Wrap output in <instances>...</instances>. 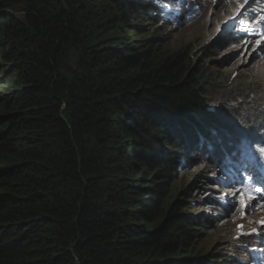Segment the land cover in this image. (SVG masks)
I'll list each match as a JSON object with an SVG mask.
<instances>
[{
	"label": "trees",
	"instance_id": "1",
	"mask_svg": "<svg viewBox=\"0 0 264 264\" xmlns=\"http://www.w3.org/2000/svg\"><path fill=\"white\" fill-rule=\"evenodd\" d=\"M174 2L0 0V264L239 255L211 174L234 155L264 189V79L222 72L206 46L167 48L156 30ZM250 13L231 44L261 35ZM256 139L250 166L235 152ZM218 222L228 231L210 237Z\"/></svg>",
	"mask_w": 264,
	"mask_h": 264
},
{
	"label": "rangeland",
	"instance_id": "2",
	"mask_svg": "<svg viewBox=\"0 0 264 264\" xmlns=\"http://www.w3.org/2000/svg\"><path fill=\"white\" fill-rule=\"evenodd\" d=\"M221 1L224 0H201L200 2L199 0H175L172 9L173 12L166 10L164 14V16H168V18L171 19L169 21V26L161 25V28L156 30L157 34L166 39L167 43L165 45L169 49H178L186 44H191L197 48L196 53H199L201 51V46H206L202 51L206 61L208 59H218V57H222V60L226 59V62L223 63L224 68L222 69L224 73H233L234 76L241 73L243 78L253 77L255 80H263L264 56H254L255 47L251 46L249 48L247 45L239 46L237 42L231 44L230 39H226L225 41L219 40L214 46H210L214 41V36L220 33L227 35L229 31L234 28L235 32L238 27L230 26L236 24L238 26V21L245 16L249 7V4L246 6L241 0H225L227 2L229 1L228 6L222 8L221 5H225V3ZM251 1L252 0H249L250 3ZM193 2H196V5ZM201 4L203 5V9L201 8ZM242 23L245 24V22H241V24ZM252 23L256 26V22ZM227 29H229V31ZM244 39L245 38L242 36L240 40L243 41ZM262 39L261 37L255 38L257 42H261ZM209 51H212L210 55H208ZM209 105L214 104L209 102ZM258 141L259 139L253 141V143L256 144ZM210 152L213 151L211 150ZM196 171L197 170L193 173ZM226 187L228 188L229 186ZM244 187L246 188L244 199L247 201L249 200L250 203L251 200H262L264 198V193L260 198L256 197L259 189L248 187L247 185ZM224 192H228V190L224 188ZM200 199L202 200V197H200ZM223 204L224 202H222L221 205ZM228 205L227 200V206ZM193 212L206 213V205ZM208 213L211 212L209 211ZM235 214H238V221L232 220V222L235 221L233 225L238 232L241 231L243 224L248 226V233L251 227H254L255 230H261L262 226H264V206L260 207L258 210L253 208V212L249 211L247 208H241L239 212ZM232 219L234 218L232 217ZM210 225V237L212 235L213 238H217L219 235H224V233L228 231L227 226L230 224H220L218 222L210 223ZM262 244H264V241H262ZM262 250H264L263 247ZM223 258L227 260L225 264H230L232 261L231 258H227L226 256ZM250 262L251 261H248L246 264H250Z\"/></svg>",
	"mask_w": 264,
	"mask_h": 264
},
{
	"label": "clouds",
	"instance_id": "3",
	"mask_svg": "<svg viewBox=\"0 0 264 264\" xmlns=\"http://www.w3.org/2000/svg\"><path fill=\"white\" fill-rule=\"evenodd\" d=\"M241 1L246 6L249 4V7L245 14H247L248 10L251 8V10H253V13H250V14L251 15L255 14V18H253V22H256V20L260 19L261 25L264 27V0H252L251 1L252 5L249 2V0H245V1L241 0ZM259 12H261L260 15H259ZM232 26L233 25H231L230 27ZM234 30L235 28L230 30V35L232 34L231 36H229L230 40L234 36V34H236ZM234 159L235 157L234 155H232V157L228 160V163L221 162V164L215 165V167L212 170V174H211V175L216 176V180H217V183L219 184L220 192L223 198L225 199V204H227V200L230 201L229 207H231V215H232L231 220H233L232 219L233 214L238 213L241 208H247L249 211L253 212V208H256V210H258L260 207L264 206V198L262 200H258V199L254 201L251 200V203L249 200L247 201L244 199L245 194L239 191V188L236 185V183L242 184L245 182H241L242 179L237 180V178H235V177L242 175V169L235 162ZM233 176H234L235 186L233 185L231 186L227 182V180ZM228 185H230L229 188L226 187ZM224 188H226L228 192H224ZM235 221H238V220H235ZM235 221L232 222V225L235 224ZM234 229L236 230V227ZM250 229L251 230L248 233L249 231L248 226L243 224L241 227V231L237 232L238 235L235 236V238L240 239L242 248L239 251V255H236V256L228 255L227 256V258L232 259L230 264L231 263L232 264H246L248 261H252L251 264H253L256 260L260 258L261 259L259 260V264H264V250H262V247L264 248V244H262V241H264V226H262L261 230H255L254 227H251ZM226 261L227 260L223 258L219 260L218 264H225Z\"/></svg>",
	"mask_w": 264,
	"mask_h": 264
},
{
	"label": "bare ground",
	"instance_id": "4",
	"mask_svg": "<svg viewBox=\"0 0 264 264\" xmlns=\"http://www.w3.org/2000/svg\"><path fill=\"white\" fill-rule=\"evenodd\" d=\"M195 5H196V2H193ZM194 8V7H193ZM201 8L203 9V5L201 4ZM242 26H243V23H242ZM249 30H250V28H249ZM249 30H246L245 32H249ZM237 31L238 30H236L235 31V33H237ZM2 125V124H1ZM257 140V139H256ZM256 140H254V141H256ZM259 141H260V139H259ZM258 141V142H259ZM258 142L256 143V144H258ZM239 144H241V142L238 140V145ZM249 144H252L251 145V147H245V148H238V150H236V152L235 153H237L238 152V158L240 157V159H244V160H247L248 161V163L251 161V156H252V153H250V150H251V148H252V146H254V145H256L255 143H253V141H251V142H249ZM216 148H217V146H216ZM218 149V148H217ZM2 150V149H1ZM234 150V148H232L231 149V151H233ZM213 151V150H212ZM238 179H242V177L241 176H238ZM237 179V180H238ZM228 186H230V185H228ZM229 188V187H228ZM140 204V203H139ZM228 204H230V202L228 201ZM224 205V204H223ZM222 205V206H223ZM131 217V216H130ZM261 259V258H260ZM260 259H258V260H256L253 264H259V260ZM252 262V261H251ZM251 262H250V264H251Z\"/></svg>",
	"mask_w": 264,
	"mask_h": 264
},
{
	"label": "water",
	"instance_id": "5",
	"mask_svg": "<svg viewBox=\"0 0 264 264\" xmlns=\"http://www.w3.org/2000/svg\"><path fill=\"white\" fill-rule=\"evenodd\" d=\"M231 35H232V34H231ZM231 35H230V36H231Z\"/></svg>",
	"mask_w": 264,
	"mask_h": 264
}]
</instances>
